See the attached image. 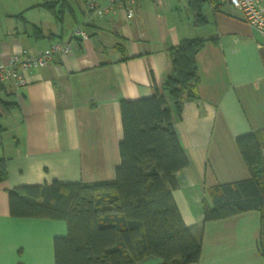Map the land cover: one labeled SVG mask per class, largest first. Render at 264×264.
Listing matches in <instances>:
<instances>
[{
  "label": "crops",
  "instance_id": "obj_1",
  "mask_svg": "<svg viewBox=\"0 0 264 264\" xmlns=\"http://www.w3.org/2000/svg\"><path fill=\"white\" fill-rule=\"evenodd\" d=\"M7 1L0 8V61L21 49L38 54L56 41H70L72 52L28 72L20 88L5 83L16 107L2 119L8 179L0 184V264H54V238L68 232L64 220L11 215L7 189L114 179L123 139L120 102L157 90L165 94L188 158L175 173L172 195L201 242L198 261L189 264H264L259 211L214 220L204 215L209 189L250 178L236 138L264 135V36L241 12L206 1L205 23L198 24L189 0H138L131 19L124 7L104 18L93 15L88 0H66L59 17L42 5L58 0L24 8L21 0ZM35 26L43 35L35 37ZM78 27L88 38L73 36ZM193 37L206 39L196 55L200 100L186 101L178 113L164 89L168 50ZM162 262L151 255L135 264Z\"/></svg>",
  "mask_w": 264,
  "mask_h": 264
},
{
  "label": "trees",
  "instance_id": "obj_2",
  "mask_svg": "<svg viewBox=\"0 0 264 264\" xmlns=\"http://www.w3.org/2000/svg\"><path fill=\"white\" fill-rule=\"evenodd\" d=\"M206 1L214 8L221 5L220 0H189L198 24L205 23ZM42 5L59 17L66 0ZM33 31L35 37L43 35L36 26ZM205 42L203 37L184 38L168 50L171 69L164 89L178 113L186 101L200 100L196 55ZM5 92L0 81V147L2 119L16 107ZM120 111L123 139L114 179L9 188L11 215L67 223V235L54 238V264H135L151 255L160 257L161 264L198 261L201 242L185 224L172 195L175 173L188 165V158L165 94L157 90L151 96L121 100ZM236 142L250 178L209 189L205 220L259 211L264 255V135L254 131L238 136ZM7 179V159L0 155V184Z\"/></svg>",
  "mask_w": 264,
  "mask_h": 264
},
{
  "label": "built area",
  "instance_id": "obj_3",
  "mask_svg": "<svg viewBox=\"0 0 264 264\" xmlns=\"http://www.w3.org/2000/svg\"><path fill=\"white\" fill-rule=\"evenodd\" d=\"M137 1L109 0L108 4L100 5L94 0H88L87 10L93 15L104 18L124 7L126 17L131 19L136 14ZM220 3L240 11L245 21L264 36V0H220ZM73 36L82 39L88 38V34L81 27L74 30ZM71 52L70 41H56L38 54L21 49L19 52L13 53L6 62L0 61V81L12 82L17 88H20L27 83L28 72L48 66L53 62L56 54Z\"/></svg>",
  "mask_w": 264,
  "mask_h": 264
},
{
  "label": "rangeland",
  "instance_id": "obj_4",
  "mask_svg": "<svg viewBox=\"0 0 264 264\" xmlns=\"http://www.w3.org/2000/svg\"><path fill=\"white\" fill-rule=\"evenodd\" d=\"M22 2V7L24 8L25 6H28V4H32L38 0H21ZM8 3L7 0H0V8H4L6 6V4ZM1 17V16H0ZM4 23V22H3ZM4 24H7V22H5ZM7 82H4V84ZM6 87V86H5ZM7 89V88H6ZM5 131H6V127H5Z\"/></svg>",
  "mask_w": 264,
  "mask_h": 264
}]
</instances>
